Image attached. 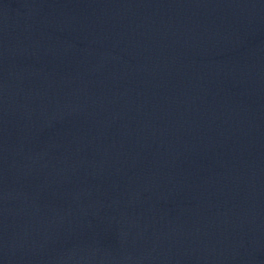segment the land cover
I'll use <instances>...</instances> for the list:
<instances>
[{
    "label": "water",
    "instance_id": "1",
    "mask_svg": "<svg viewBox=\"0 0 264 264\" xmlns=\"http://www.w3.org/2000/svg\"><path fill=\"white\" fill-rule=\"evenodd\" d=\"M0 264H264V0H0Z\"/></svg>",
    "mask_w": 264,
    "mask_h": 264
}]
</instances>
